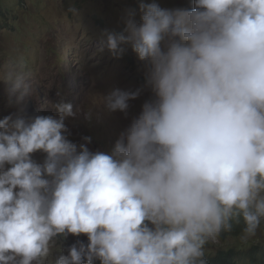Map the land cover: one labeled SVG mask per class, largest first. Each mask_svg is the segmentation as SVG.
Segmentation results:
<instances>
[{
    "label": "clouds",
    "instance_id": "9594fccd",
    "mask_svg": "<svg viewBox=\"0 0 264 264\" xmlns=\"http://www.w3.org/2000/svg\"><path fill=\"white\" fill-rule=\"evenodd\" d=\"M139 10L137 21L126 8L97 52L130 48L145 83L103 94L99 108L58 92L55 115L32 114L40 82L23 57L0 64L15 102L0 119V264H209L225 242L264 236V0ZM145 92L107 151L69 138L67 121L127 118ZM69 234L88 242L55 255Z\"/></svg>",
    "mask_w": 264,
    "mask_h": 264
},
{
    "label": "rangeland",
    "instance_id": "374dc122",
    "mask_svg": "<svg viewBox=\"0 0 264 264\" xmlns=\"http://www.w3.org/2000/svg\"><path fill=\"white\" fill-rule=\"evenodd\" d=\"M157 2L167 8H191L194 0ZM139 3L140 0H0V64L10 58H24L27 70L40 82L33 101L39 114L55 115L50 102L58 99V92L74 109L79 105L99 108L103 94L116 88L134 91L145 83L142 62L130 48L119 58L106 48L97 52L106 39V30L120 31L124 27L121 17L126 8H135L136 19L140 20ZM71 8L77 14L69 11ZM147 97L145 92L130 102L127 118L114 112L101 115L99 121L94 118L91 123L82 116L79 121H67L69 138L82 143L83 136H91L90 150L107 151L131 117L141 111ZM13 111L14 99L9 100L0 82V119ZM34 159L42 161L43 154L35 153ZM77 239L88 242L86 234H69L62 242L63 251L55 255L67 254V248ZM256 244L264 245V236L246 248L225 242L221 249L234 248L240 256L239 264H249L245 254Z\"/></svg>",
    "mask_w": 264,
    "mask_h": 264
},
{
    "label": "trees",
    "instance_id": "16d2710c",
    "mask_svg": "<svg viewBox=\"0 0 264 264\" xmlns=\"http://www.w3.org/2000/svg\"><path fill=\"white\" fill-rule=\"evenodd\" d=\"M249 264H264V245H252L245 254ZM239 255L234 248L220 249L208 257L209 264H239Z\"/></svg>",
    "mask_w": 264,
    "mask_h": 264
},
{
    "label": "water",
    "instance_id": "95a60500",
    "mask_svg": "<svg viewBox=\"0 0 264 264\" xmlns=\"http://www.w3.org/2000/svg\"><path fill=\"white\" fill-rule=\"evenodd\" d=\"M29 111L32 114H39L38 110L35 108L33 101L30 103Z\"/></svg>",
    "mask_w": 264,
    "mask_h": 264
}]
</instances>
